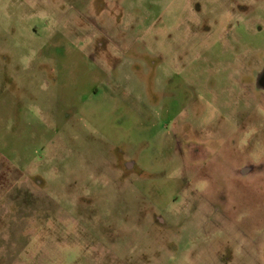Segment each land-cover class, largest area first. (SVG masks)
<instances>
[{"label": "rangeland", "instance_id": "374dc122", "mask_svg": "<svg viewBox=\"0 0 264 264\" xmlns=\"http://www.w3.org/2000/svg\"><path fill=\"white\" fill-rule=\"evenodd\" d=\"M0 264H264V0H0Z\"/></svg>", "mask_w": 264, "mask_h": 264}]
</instances>
